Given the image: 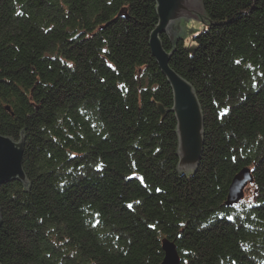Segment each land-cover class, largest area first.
Masks as SVG:
<instances>
[{
    "label": "trees",
    "instance_id": "16d2710c",
    "mask_svg": "<svg viewBox=\"0 0 264 264\" xmlns=\"http://www.w3.org/2000/svg\"><path fill=\"white\" fill-rule=\"evenodd\" d=\"M202 4L193 52L160 36L204 116L186 174L154 0H0V134L24 135L28 181L0 184L1 264H160L163 238L180 264H264V0Z\"/></svg>",
    "mask_w": 264,
    "mask_h": 264
},
{
    "label": "water",
    "instance_id": "95a60500",
    "mask_svg": "<svg viewBox=\"0 0 264 264\" xmlns=\"http://www.w3.org/2000/svg\"><path fill=\"white\" fill-rule=\"evenodd\" d=\"M157 24L149 36V46L159 69L169 83L173 94L171 111L176 120L177 134V169L181 173H195L203 153L204 116L197 93L184 77L170 67L173 51L164 49L160 36L166 34L173 43L185 40L186 36L199 29L187 24L201 21L205 27L206 16L202 0H154ZM194 19V20H193ZM190 24V23H189ZM192 25V24H191ZM194 47L189 49L192 52ZM160 114L165 116L167 110L158 104ZM10 110L9 106H6ZM24 135L18 140L0 134V184L20 181L25 186L28 181L23 170ZM253 182V171L249 167L240 169L231 179L224 205L231 207L239 203L248 184ZM2 218L0 213V227ZM163 259L160 264H180L176 245L168 238L161 240ZM1 264V263H0Z\"/></svg>",
    "mask_w": 264,
    "mask_h": 264
},
{
    "label": "rangeland",
    "instance_id": "374dc122",
    "mask_svg": "<svg viewBox=\"0 0 264 264\" xmlns=\"http://www.w3.org/2000/svg\"><path fill=\"white\" fill-rule=\"evenodd\" d=\"M194 20V19H193ZM203 23L201 22V21H196V20H194L193 22H192V27L193 28H196V29H199V30H197V31H195V32H193V33H190V34H188L187 36H186V38H185V40H184V44H185V46H187V45H189V41H190V39H191V37L192 36H194V35H196L202 28H203ZM249 185V184H248ZM248 185H247V187H246V189H248ZM245 189V193H244V196H245V194H246V190ZM250 196V193H249V190H248V192H247V194H246V197H249ZM244 198V197H243ZM161 248H162V246H161ZM177 252H178V250H177Z\"/></svg>",
    "mask_w": 264,
    "mask_h": 264
},
{
    "label": "bare ground",
    "instance_id": "6f19581e",
    "mask_svg": "<svg viewBox=\"0 0 264 264\" xmlns=\"http://www.w3.org/2000/svg\"><path fill=\"white\" fill-rule=\"evenodd\" d=\"M187 49H188V51H189V49L190 48H192L193 46H190V44L189 45H187V46H185ZM193 52V51H192ZM26 175V174H25Z\"/></svg>",
    "mask_w": 264,
    "mask_h": 264
},
{
    "label": "snow or ice",
    "instance_id": "6c2138e0",
    "mask_svg": "<svg viewBox=\"0 0 264 264\" xmlns=\"http://www.w3.org/2000/svg\"><path fill=\"white\" fill-rule=\"evenodd\" d=\"M237 63H239V62H237ZM95 226V225H94Z\"/></svg>",
    "mask_w": 264,
    "mask_h": 264
}]
</instances>
